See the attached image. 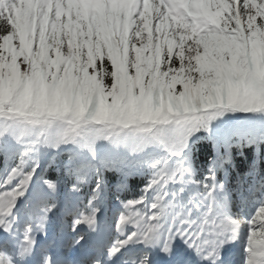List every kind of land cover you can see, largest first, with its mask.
<instances>
[{
  "label": "snow or ice",
  "instance_id": "obj_1",
  "mask_svg": "<svg viewBox=\"0 0 264 264\" xmlns=\"http://www.w3.org/2000/svg\"><path fill=\"white\" fill-rule=\"evenodd\" d=\"M0 264H264V0H0Z\"/></svg>",
  "mask_w": 264,
  "mask_h": 264
},
{
  "label": "trees",
  "instance_id": "obj_2",
  "mask_svg": "<svg viewBox=\"0 0 264 264\" xmlns=\"http://www.w3.org/2000/svg\"><path fill=\"white\" fill-rule=\"evenodd\" d=\"M199 159H201L199 156H197L196 157V160H199ZM237 159H243V157H241V156H237ZM193 163L195 164V161H193ZM201 166H203V165H201Z\"/></svg>",
  "mask_w": 264,
  "mask_h": 264
}]
</instances>
